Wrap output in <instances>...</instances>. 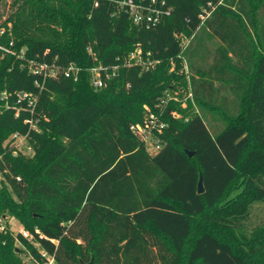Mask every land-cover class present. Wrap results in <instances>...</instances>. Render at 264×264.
<instances>
[{"label":"trees","instance_id":"obj_1","mask_svg":"<svg viewBox=\"0 0 264 264\" xmlns=\"http://www.w3.org/2000/svg\"><path fill=\"white\" fill-rule=\"evenodd\" d=\"M120 1L12 0L0 22V264H29L17 242L57 264H264V222L247 224L264 200V0H135L163 11L155 25ZM137 45L154 67L129 59ZM96 65L118 66L100 88ZM175 88L186 106L163 101ZM146 106L166 123L152 154L131 130Z\"/></svg>","mask_w":264,"mask_h":264},{"label":"built area","instance_id":"obj_2","mask_svg":"<svg viewBox=\"0 0 264 264\" xmlns=\"http://www.w3.org/2000/svg\"><path fill=\"white\" fill-rule=\"evenodd\" d=\"M154 1V0H153ZM222 0H219L218 3H221ZM120 5L123 8H126V10L129 11V13L132 15L135 22L139 23L142 21H147L152 24H156L159 19L160 15L162 14V10L160 9H154L150 5H145L143 3L136 2L135 0H121ZM215 8V6H213ZM169 13V11L167 12ZM211 11H206L204 15H202V18H206L209 16ZM146 59L144 58V53L140 45H137L136 49L131 53L129 56V59H134L135 63L144 64L149 68L150 66L154 67L158 60H152L151 59V52L146 53ZM184 66V72H188V66L186 60L183 62ZM118 66L113 67V71H109L108 66L103 65H96L93 66L90 71L92 74L91 77V83L94 87L100 88L103 87L106 83V79L110 78L113 75H116V69ZM31 70L39 75H42L44 79H46L49 76H56L58 74V69L54 66H49L48 64H42L37 67H32ZM79 67H76L74 64H70L67 69H65L64 73L67 77L74 76L75 79L78 77ZM37 85L42 86V83H37ZM179 87V86H177ZM19 99L18 102H21L22 100L29 98L28 101V110L33 114L34 108H35V101L36 99L31 96L30 94L26 93L24 96H21L20 93H18ZM3 98H7V95L3 93ZM192 98V92L190 89L188 91L184 90L183 99L181 98V90L180 88L173 89L172 92L166 90V97L163 99L164 102H168L170 100L178 101L182 103V106H186L188 99ZM10 104L7 103V107H9ZM147 114L145 117V121L143 123H135L131 125V130L134 133V135L142 142H144L146 149L149 153H154L158 151L162 145L161 139L156 136V133H162L164 128L166 127V123L161 121L159 119V116L152 111H150V108L146 106ZM19 107L17 108L16 115H19ZM172 115L179 116V114L176 111L172 112ZM26 123L29 124L30 129H38V119H35L33 116L27 118L25 120ZM148 139L151 140L150 145L153 147V149H149L148 146ZM13 144L16 146V150H14V154L17 153L18 150H22L24 153H31L32 148L27 143V135H21L19 133L13 134L11 138ZM10 142V140H7V143ZM4 179L2 172L0 171V180ZM18 180H20V177H17ZM6 229V226L4 224V220L0 218V230L4 231ZM36 231L38 233H41L39 228H36ZM13 232V231H12ZM22 233V235L27 238L29 241L33 242L34 245H36L39 249V243L35 241L34 234L30 230L21 229L18 231ZM40 254L41 257H35L32 254L29 255V264H57V261L55 259V256L48 252L44 248H40Z\"/></svg>","mask_w":264,"mask_h":264},{"label":"rangeland","instance_id":"obj_3","mask_svg":"<svg viewBox=\"0 0 264 264\" xmlns=\"http://www.w3.org/2000/svg\"><path fill=\"white\" fill-rule=\"evenodd\" d=\"M11 1L12 0H0V14L2 15V19L0 20V22L2 20L6 19L8 14L11 12V7H10ZM4 30H5V27L0 28V34L3 33ZM180 90H181V98L183 99L184 89L180 88ZM210 124H211V122L209 121V125ZM150 143H151V140L148 139V146L150 147L149 149H153V147L150 145ZM250 210H251V216H250V220L247 223L249 226H255L257 224L264 222V200L254 201L250 206ZM5 220L7 222L8 227L14 233L20 231L21 229L29 230L27 228V226L25 225L24 221L21 220V218L16 217L13 214L8 213V215H6ZM16 245L19 248L17 250V252L20 253V256L22 258V262L28 263L29 255H28L27 248H25L19 242H17Z\"/></svg>","mask_w":264,"mask_h":264},{"label":"water","instance_id":"obj_4","mask_svg":"<svg viewBox=\"0 0 264 264\" xmlns=\"http://www.w3.org/2000/svg\"><path fill=\"white\" fill-rule=\"evenodd\" d=\"M25 92L24 91H21L20 92V95L21 96H24ZM187 153L190 155V156H193L194 155V152L193 151H189L187 150ZM204 191V184H203V176L201 175L200 176V179H199V183H198V192L199 193H202ZM84 264H92V261L88 262V263H84Z\"/></svg>","mask_w":264,"mask_h":264}]
</instances>
